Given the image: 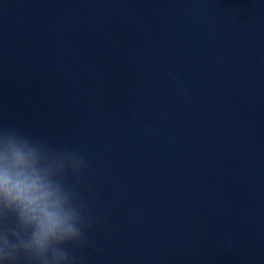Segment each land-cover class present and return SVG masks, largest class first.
Masks as SVG:
<instances>
[{"label": "water", "instance_id": "water-1", "mask_svg": "<svg viewBox=\"0 0 264 264\" xmlns=\"http://www.w3.org/2000/svg\"><path fill=\"white\" fill-rule=\"evenodd\" d=\"M0 124L89 161L85 264H264V0H0Z\"/></svg>", "mask_w": 264, "mask_h": 264}, {"label": "clouds", "instance_id": "clouds-1", "mask_svg": "<svg viewBox=\"0 0 264 264\" xmlns=\"http://www.w3.org/2000/svg\"><path fill=\"white\" fill-rule=\"evenodd\" d=\"M89 172L81 151L0 124V264H85Z\"/></svg>", "mask_w": 264, "mask_h": 264}]
</instances>
